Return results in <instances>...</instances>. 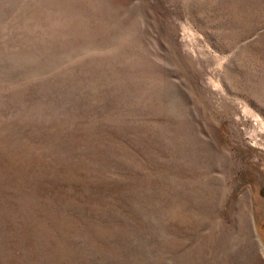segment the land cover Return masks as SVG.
Returning a JSON list of instances; mask_svg holds the SVG:
<instances>
[{
	"label": "rangeland",
	"instance_id": "obj_1",
	"mask_svg": "<svg viewBox=\"0 0 264 264\" xmlns=\"http://www.w3.org/2000/svg\"><path fill=\"white\" fill-rule=\"evenodd\" d=\"M0 264H264V0H0Z\"/></svg>",
	"mask_w": 264,
	"mask_h": 264
},
{
	"label": "bare ground",
	"instance_id": "obj_2",
	"mask_svg": "<svg viewBox=\"0 0 264 264\" xmlns=\"http://www.w3.org/2000/svg\"><path fill=\"white\" fill-rule=\"evenodd\" d=\"M206 149V148H205ZM208 150V149H207ZM215 157H217V156H215ZM206 158H208V157H206ZM244 159V158H243ZM205 162V161H204ZM214 162V161H213ZM218 162V161H217ZM210 163H211V160H210ZM236 165V164H235ZM195 166V165H194ZM217 166V165H216ZM237 166V165H236ZM239 167V166H238ZM198 168V167H197ZM214 169H215V167H214ZM220 170V169H219ZM232 171V170H231ZM213 175V174H212ZM207 176H208V174H207ZM211 177H213V176H211ZM209 180V179H208ZM212 181H214V179L212 180ZM206 182V181H205ZM216 182V181H215ZM214 182V183H215ZM213 183V182H212ZM212 183H211V185H212ZM217 184V183H216ZM208 185V184H207ZM213 185H215V184H213ZM202 187H203V185H202ZM214 188V187H213ZM212 188V189H213ZM206 189V188H205ZM187 190V189H186ZM213 191V190H212ZM190 193V192H189ZM191 196V195H190ZM192 197V196H191ZM180 217V216H179Z\"/></svg>",
	"mask_w": 264,
	"mask_h": 264
}]
</instances>
